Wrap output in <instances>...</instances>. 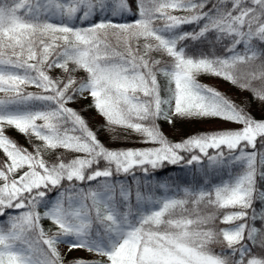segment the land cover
<instances>
[{
	"label": "snow or ice",
	"instance_id": "6c2138e0",
	"mask_svg": "<svg viewBox=\"0 0 264 264\" xmlns=\"http://www.w3.org/2000/svg\"><path fill=\"white\" fill-rule=\"evenodd\" d=\"M0 94V264H264V0H0Z\"/></svg>",
	"mask_w": 264,
	"mask_h": 264
},
{
	"label": "trees",
	"instance_id": "16d2710c",
	"mask_svg": "<svg viewBox=\"0 0 264 264\" xmlns=\"http://www.w3.org/2000/svg\"><path fill=\"white\" fill-rule=\"evenodd\" d=\"M200 82L207 84L209 86L216 87L221 92L227 93L228 95L232 96L234 99H242L243 96L248 95L247 93L241 94L236 91V89L232 88V86L222 80H218L211 77H200ZM28 91H36L34 87H29ZM2 95V94H0ZM90 103V99L88 101H83L81 104H72L70 105L73 108H76L79 110L84 104ZM257 116H259L258 112H255ZM82 115H84L90 122L91 127L94 129L97 128L99 125H102L104 123L103 118L98 116L94 109H89L86 112H83ZM207 122H189L184 123L181 125H178L180 131L179 132H173L172 130L165 127V132L169 136L170 139L173 141H177L181 139L183 136H187L191 133L197 132V131H207L210 129H214V127L207 126ZM216 128V127H215ZM8 135L16 140L19 145L24 146L28 148L31 151V146L29 145L28 141L25 139L23 135L18 134L15 131H9ZM100 139L109 147V148H122V147H143L144 145L136 143L137 136L135 134H132L129 139L121 142H110L109 137L105 133L100 134ZM0 158H3V154L0 153ZM49 158L50 157H46ZM184 175L179 168L169 167L166 169L163 173H160L159 176L161 178H166L168 176L175 177V176H182ZM45 228L49 227V224L45 222L44 224Z\"/></svg>",
	"mask_w": 264,
	"mask_h": 264
},
{
	"label": "rangeland",
	"instance_id": "374dc122",
	"mask_svg": "<svg viewBox=\"0 0 264 264\" xmlns=\"http://www.w3.org/2000/svg\"><path fill=\"white\" fill-rule=\"evenodd\" d=\"M207 124H208L207 126L214 127V128L222 126L216 121L207 122ZM82 255H84V253H82V252H73L70 254L69 258H71L72 256H82Z\"/></svg>",
	"mask_w": 264,
	"mask_h": 264
}]
</instances>
